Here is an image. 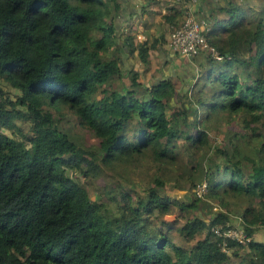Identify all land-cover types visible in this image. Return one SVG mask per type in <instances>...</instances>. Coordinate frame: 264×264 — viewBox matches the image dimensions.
Wrapping results in <instances>:
<instances>
[{
    "label": "trees",
    "instance_id": "trees-1",
    "mask_svg": "<svg viewBox=\"0 0 264 264\" xmlns=\"http://www.w3.org/2000/svg\"><path fill=\"white\" fill-rule=\"evenodd\" d=\"M208 10L216 55L190 57L197 70L183 90L169 73L143 83L138 69L121 67L122 53L148 62L159 38L122 32L119 0H0V264H264V241L252 238L264 229V4ZM124 74L127 85H111ZM64 109L96 146L59 126ZM234 115L240 127L210 143L205 120ZM185 153L194 157L183 177L189 199L160 192L154 177L143 195L112 192L110 213L85 185L145 154L168 173ZM205 154L222 159L205 166ZM225 196L247 200L237 215L245 242L215 230L230 225ZM210 199L221 205L202 214ZM172 207L179 222L163 216Z\"/></svg>",
    "mask_w": 264,
    "mask_h": 264
},
{
    "label": "rangeland",
    "instance_id": "rangeland-1",
    "mask_svg": "<svg viewBox=\"0 0 264 264\" xmlns=\"http://www.w3.org/2000/svg\"><path fill=\"white\" fill-rule=\"evenodd\" d=\"M221 3H224V0H219ZM237 2L243 4V6L252 8L253 6L255 9H258L259 6L264 4V0H236ZM195 15L203 16L206 19L205 15H200L194 12ZM183 14H181L180 20L182 19ZM119 19V17H118ZM118 21V20H117ZM207 22V21H206ZM119 25L121 24L120 20L118 21ZM207 24V23H206ZM125 29L126 26H125ZM123 32V29H122ZM131 34V33H130ZM134 34V33H133ZM158 53L156 52L155 48H150L148 52V57L151 60V63H156V60ZM191 57V56H190ZM189 57V58H190ZM126 64L129 65V67H132L133 64H136L138 66H144L145 64H148L149 62H146L145 64L138 60V58L131 54L128 57H126ZM159 61V59H158ZM135 62V63H134ZM126 66V65H124ZM121 65V67H124ZM139 71V70H138ZM150 71V70H149ZM158 70L151 71V73H147V70H140L139 71V80H142L143 83H147L151 78L150 76H155L157 74ZM167 75V74H165ZM153 79V78H152ZM186 79L179 78L175 79V82L177 84V88L181 86L180 84H186ZM111 85L114 87H120L123 84H128L129 82V75L124 74L121 77L114 76L110 79ZM3 86H7L8 84H5V82H1ZM186 88L182 87L184 90ZM11 90H13L11 88ZM60 113L55 114L58 118V124L60 127H62L69 136L79 145L83 147H90V146H96L97 139L85 128L80 127L75 120V117L70 112L66 111L65 109L61 111ZM227 122V123H226ZM206 128L208 129V141L214 145L218 143L220 146L224 142V133L227 129L230 130H236L240 127L239 118H237V115H234L233 119L231 118L229 121L223 120L221 118L215 119L208 118L205 120ZM7 132H9L7 130ZM13 134V133H12ZM214 147V146H213ZM194 157L190 156L188 153H185L183 155V158L180 160L181 162H178L176 167L172 170H170L168 173H162L159 169L156 168L155 164L152 162L151 158L148 157L147 154L144 156H140L137 160V162L133 164H125L122 167L116 166L115 168L108 169L105 168L102 173L87 178V182L85 183L88 193L90 197L97 198L100 201H102L109 209L110 213L116 212L115 203L112 199H109L110 194L112 192L117 193V189H121L123 187L127 188L128 191L131 193V195L137 196V195H143L145 192V188L148 184L153 183L152 178L158 177L163 179V184L159 187L160 192H166L168 194H174L178 198L182 199H189L191 196V186L188 184L183 177L186 175L187 168L193 160ZM222 157H218V154H215L213 157L207 156L205 154L204 157H202V162L205 166L213 164L215 161H221ZM201 164V163H200ZM199 171H194V175L192 176L193 181L199 180L202 178V171L201 168H198ZM180 171H183L184 173H179ZM75 178L80 181L82 180V177L79 173L75 172L73 173ZM186 178V177H185ZM227 199V208L229 210V223L232 226H240L239 220H237L238 211L242 207V205L247 201L244 198L240 197H233V196H225ZM217 200L210 199L209 202L206 201L207 204L203 203L202 205V214L213 212L216 210L221 204H218L215 202ZM213 210V211H212ZM196 212H198L196 210ZM210 212V213H211ZM165 220H174V222H179L182 218L179 212H177L176 207H172L170 210V213H166L163 215ZM158 217L157 215L152 216V220ZM162 220L160 218H157V220ZM159 224V223H157ZM169 232L174 235V238L179 241L183 242L181 238L172 230L169 229ZM255 238H258L259 240L264 241V229L260 228L255 232V235H253ZM185 243V241H184Z\"/></svg>",
    "mask_w": 264,
    "mask_h": 264
},
{
    "label": "crops",
    "instance_id": "crops-1",
    "mask_svg": "<svg viewBox=\"0 0 264 264\" xmlns=\"http://www.w3.org/2000/svg\"><path fill=\"white\" fill-rule=\"evenodd\" d=\"M121 10L119 19L121 25H123V32L131 33L132 41L145 38L147 42L154 37H158V42L154 47L158 53L156 63H151L144 66H138L133 64L132 68L140 70H147V73L158 70L155 76L149 78H157L161 75L170 74L171 78L175 79L185 78L188 82L193 80V74L190 72L197 70L196 62L189 57L181 56L173 51L169 46V32L179 23L181 14H183L184 8L187 6L191 8L193 13L200 15H209V6L214 5L216 2L222 4L219 0H119ZM143 5V7H141ZM180 10V11H179ZM168 13H174L175 19L169 22L164 19L163 15ZM220 13H217L219 15ZM207 16V20H208ZM209 21H207L208 23ZM125 26L127 29H125ZM208 27V25H207ZM134 33V34H133ZM150 48L148 49L149 52ZM129 54H121V63L126 65V57ZM149 58V57H148ZM150 59V58H149ZM159 59V61H158ZM135 63V62H134ZM150 70V71H149ZM149 73V74H150ZM185 81V82H186ZM181 87H185L186 84H180ZM260 229V228H259ZM257 229V230H259ZM255 230L252 233V238H255Z\"/></svg>",
    "mask_w": 264,
    "mask_h": 264
},
{
    "label": "built area",
    "instance_id": "built-area-1",
    "mask_svg": "<svg viewBox=\"0 0 264 264\" xmlns=\"http://www.w3.org/2000/svg\"><path fill=\"white\" fill-rule=\"evenodd\" d=\"M195 1V0H191ZM182 19L169 32V46L177 54L190 57L199 51L206 50L216 55L215 49L208 43L204 29L206 19L193 13L191 8L185 7ZM204 189V182L198 183L195 192L200 194ZM223 236L233 238L239 242H245L249 236L241 226H226L222 230L215 229Z\"/></svg>",
    "mask_w": 264,
    "mask_h": 264
},
{
    "label": "water",
    "instance_id": "water-1",
    "mask_svg": "<svg viewBox=\"0 0 264 264\" xmlns=\"http://www.w3.org/2000/svg\"><path fill=\"white\" fill-rule=\"evenodd\" d=\"M191 79H189V82H190Z\"/></svg>",
    "mask_w": 264,
    "mask_h": 264
}]
</instances>
